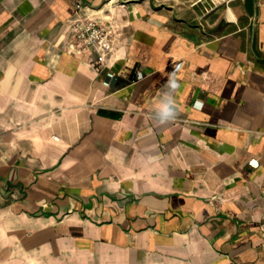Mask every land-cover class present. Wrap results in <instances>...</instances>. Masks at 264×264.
<instances>
[{
    "label": "crops",
    "instance_id": "obj_1",
    "mask_svg": "<svg viewBox=\"0 0 264 264\" xmlns=\"http://www.w3.org/2000/svg\"><path fill=\"white\" fill-rule=\"evenodd\" d=\"M0 264H264V0H0Z\"/></svg>",
    "mask_w": 264,
    "mask_h": 264
},
{
    "label": "built area",
    "instance_id": "obj_2",
    "mask_svg": "<svg viewBox=\"0 0 264 264\" xmlns=\"http://www.w3.org/2000/svg\"><path fill=\"white\" fill-rule=\"evenodd\" d=\"M76 10L82 9L80 2H75ZM73 26L76 31V36L84 44L91 47L97 54L96 64L98 66L104 65V56L109 52L116 43L117 30L114 26H104L98 20L93 18L90 14L84 13L78 15L73 20ZM141 74L136 73V78H140ZM113 81V74L108 73V83ZM248 164L252 167L257 166V160L251 158Z\"/></svg>",
    "mask_w": 264,
    "mask_h": 264
},
{
    "label": "clouds",
    "instance_id": "obj_3",
    "mask_svg": "<svg viewBox=\"0 0 264 264\" xmlns=\"http://www.w3.org/2000/svg\"><path fill=\"white\" fill-rule=\"evenodd\" d=\"M174 75H175V73L170 74L169 79H168V85L172 89H176L179 87L177 80L172 79V76H174ZM196 106L202 107V102L197 101ZM159 115H160L161 120H168L175 115V108L172 106V104L170 102L165 103L161 106Z\"/></svg>",
    "mask_w": 264,
    "mask_h": 264
}]
</instances>
